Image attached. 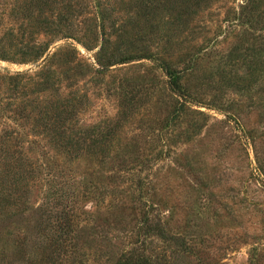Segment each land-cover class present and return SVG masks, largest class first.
<instances>
[{"label": "rangeland", "instance_id": "rangeland-1", "mask_svg": "<svg viewBox=\"0 0 264 264\" xmlns=\"http://www.w3.org/2000/svg\"><path fill=\"white\" fill-rule=\"evenodd\" d=\"M1 196L0 264H264V0H0Z\"/></svg>", "mask_w": 264, "mask_h": 264}, {"label": "trees", "instance_id": "trees-1", "mask_svg": "<svg viewBox=\"0 0 264 264\" xmlns=\"http://www.w3.org/2000/svg\"><path fill=\"white\" fill-rule=\"evenodd\" d=\"M103 48H105L103 46ZM49 49V46L41 49V51H37L35 53V58L40 59L43 57V55L45 54V52H47ZM135 57H124L116 62H114V65L116 64H127L130 63L132 61H134ZM115 61V60H114ZM97 63L100 65V63L97 61ZM160 67L162 68L163 72L166 74V76L168 77V81H167V86L168 89L175 94L176 96L180 97V98H186V92L185 89L182 85V78L180 77L179 73L170 69V67H168V65L165 62H161L160 63ZM106 68V67H105ZM18 79V77L16 78H11V80L16 81ZM17 83V82H16ZM1 196L0 199L3 198H7L10 197L9 194H6V197ZM156 230L159 232L158 235L162 238H168V236L166 235L165 231L158 226L153 227L151 226V224L149 223V221L147 220L146 222V229H145V233H147V235L156 232ZM73 233V230H71L70 228V223H67L64 227L60 228V238H65L68 237L70 234ZM61 246V245H60ZM59 246V247H60ZM60 250V252H66L65 249H61L58 248ZM142 253L139 252V250L137 249L134 253L129 254V256H126L124 259L120 260L118 264H150V261L147 259V257L145 255H141ZM51 258L50 254L47 253V250L45 252H43V262H41L40 264H44V263H49L48 259ZM47 260V261H46Z\"/></svg>", "mask_w": 264, "mask_h": 264}]
</instances>
